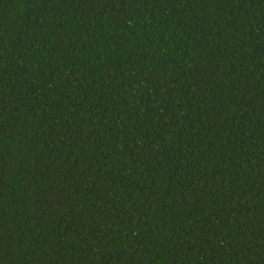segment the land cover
I'll list each match as a JSON object with an SVG mask.
<instances>
[{
  "label": "trees",
  "instance_id": "obj_1",
  "mask_svg": "<svg viewBox=\"0 0 264 264\" xmlns=\"http://www.w3.org/2000/svg\"><path fill=\"white\" fill-rule=\"evenodd\" d=\"M0 264H264V0H0Z\"/></svg>",
  "mask_w": 264,
  "mask_h": 264
}]
</instances>
